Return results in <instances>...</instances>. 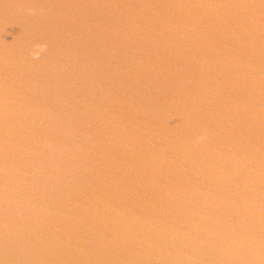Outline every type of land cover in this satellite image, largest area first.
I'll return each mask as SVG.
<instances>
[{"label": "water", "instance_id": "1", "mask_svg": "<svg viewBox=\"0 0 264 264\" xmlns=\"http://www.w3.org/2000/svg\"><path fill=\"white\" fill-rule=\"evenodd\" d=\"M0 189V264H264V0H0Z\"/></svg>", "mask_w": 264, "mask_h": 264}, {"label": "bare ground", "instance_id": "2", "mask_svg": "<svg viewBox=\"0 0 264 264\" xmlns=\"http://www.w3.org/2000/svg\"><path fill=\"white\" fill-rule=\"evenodd\" d=\"M219 170L222 171V168L219 167ZM46 177L47 178H54L55 179L54 182L53 181H49L50 184H53V186L55 187V189L62 188L61 185H60V180H59V178L55 174L47 175ZM44 179L45 178L42 177V174H40V175H38L36 177V181H42ZM7 197H10V194L8 192V189H0V199L7 198ZM88 198H89L88 200L95 201L96 196L94 194H89V197ZM94 207L97 208L96 206H94ZM71 222H72V224L76 225V227H78L80 230H86V229H88L90 227L86 223L85 217H74V218L72 217L71 218ZM113 241L114 242H117L116 239H113Z\"/></svg>", "mask_w": 264, "mask_h": 264}, {"label": "clouds", "instance_id": "3", "mask_svg": "<svg viewBox=\"0 0 264 264\" xmlns=\"http://www.w3.org/2000/svg\"><path fill=\"white\" fill-rule=\"evenodd\" d=\"M44 45L43 44H37L34 45V50L31 52V56L33 58H38L40 55V52L44 49Z\"/></svg>", "mask_w": 264, "mask_h": 264}]
</instances>
